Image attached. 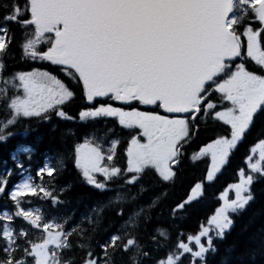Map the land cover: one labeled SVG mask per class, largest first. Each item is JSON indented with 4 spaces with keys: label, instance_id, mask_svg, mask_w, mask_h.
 Masks as SVG:
<instances>
[{
    "label": "snow or ice",
    "instance_id": "obj_1",
    "mask_svg": "<svg viewBox=\"0 0 264 264\" xmlns=\"http://www.w3.org/2000/svg\"><path fill=\"white\" fill-rule=\"evenodd\" d=\"M12 25L21 33L17 44L21 59L55 66L67 83L39 67L5 75L4 58L16 40ZM73 83L81 87L87 102L78 113L80 122L114 118L122 128L136 132L127 141L123 167L116 163L120 141L109 140L113 129L100 137L96 130L86 133L83 143L69 145L66 154L87 185L101 192L116 191L107 206L119 208L116 215L123 223L93 246L92 237L80 225L67 230L66 218L58 223L39 208L26 209L27 196L60 203L51 180L64 168L65 156L55 163L45 158L36 172L40 184L17 161L23 175L20 183L9 191L7 177H0V194H7L16 208L14 213L0 211V264H117V255L126 257L122 264H182L185 255L190 256L189 264H207V254L217 251L214 239H223L233 225L232 214L255 198L252 185L257 175L264 177V138L250 149L247 170H238V181L221 194L222 203L207 225L201 224L186 241L180 233L161 258L152 255L149 245L167 247L169 233L156 229V235L142 243L144 208L124 219L127 196L109 184L122 180L123 187L135 185L149 169L162 181L173 180L185 145L199 132L198 121L224 126L223 134H216L192 155L193 161L208 159L205 179L212 181L227 164L256 116L264 112V0H6L0 4V141L17 135L10 129L25 120L75 123L65 110L76 97ZM97 98L111 102L97 103ZM139 106L153 110L142 111ZM28 131L25 125L20 134ZM74 136L68 128L61 138L67 143ZM11 174L9 170L7 175ZM140 191H145L142 185ZM229 191L235 198H228ZM201 193L202 184L197 183L173 213ZM102 212L103 207L94 209L87 223H99ZM14 217H22L30 228H13ZM77 250L82 255H75Z\"/></svg>",
    "mask_w": 264,
    "mask_h": 264
},
{
    "label": "trees",
    "instance_id": "obj_2",
    "mask_svg": "<svg viewBox=\"0 0 264 264\" xmlns=\"http://www.w3.org/2000/svg\"><path fill=\"white\" fill-rule=\"evenodd\" d=\"M5 2L6 0H0V4ZM10 27L16 33V40L4 58L7 65L5 75L15 71H30L32 68L39 67L53 71L59 78L65 79L66 83L68 82L64 74L59 72L55 66L46 62H31L21 59V50L17 46L21 33L15 25ZM72 88L76 92V97L65 106V110L69 115L76 118V122L60 121L55 118L51 123L25 120L11 128V131L18 134L9 137L6 141H0V177H7V187L10 191L22 175L20 169L17 168V161H21L25 168L30 169V174L35 183L40 184L41 181L36 176V172L43 165L45 158L49 157L52 163H55L60 155L65 156L64 168L51 180L60 203L53 205L51 200L41 199L39 196H27L23 201V206L26 209L29 206L39 208L47 219L55 217L58 223H63L66 218L68 220L67 230L80 225L87 230L88 235L92 237L90 242L95 246L97 241H102L107 234L114 233L123 223V219L116 215L119 208L107 206L109 198L114 197L116 191L101 192L87 185L75 168L72 159L67 158L69 145L80 143L85 134L93 130L104 135L108 129H113L114 131L109 135V140L118 139L120 141L116 163L123 167L126 165L124 151L127 147V141L129 136L136 134V132L122 128L114 118H100L95 123L80 122L78 113L87 102L82 99L80 86L73 83ZM100 102L111 101L107 98H97V103ZM112 103L118 105L115 102ZM133 106L138 105L133 104ZM139 108L143 111L153 110L152 106H139ZM198 124V134L194 135L189 144L185 145L179 164L174 166L176 175L173 180L162 181L153 170L149 169L135 185L123 187L122 180L109 184V188L118 190L127 196L126 203L123 205L124 219L129 213L138 211L141 207L144 208L145 215L141 223V231L144 236L142 243L156 235V229H164L169 233L171 242L167 247L157 248L155 244L149 245L152 249V255L156 258H161L167 254L180 233L184 234L186 241L188 234L195 235L199 232L200 225L206 224L208 218L220 206L221 194L230 184L238 181V170L242 167L246 169L245 157L250 154V149L258 143L259 139L264 138L260 135L261 131L264 130V112H262L256 116L251 131L233 150L227 164L212 181H207L205 177L208 159L202 158L193 161L192 155L198 151L199 147L210 142L211 138H215L216 134H223L224 126L212 120H209L207 124L198 121ZM25 125L29 126L27 135L20 134L23 133ZM54 125L56 127L53 131ZM195 127L194 125V131ZM68 128H72L76 136L65 143L61 137ZM23 148H29L31 152H25L22 150ZM29 155L31 156L30 160ZM9 170L12 173L11 176L7 175ZM44 183L45 185L49 184V178L46 175L44 176ZM197 183L202 184V193L174 214L173 209L187 200L192 188ZM141 185L145 189L143 192L140 191ZM61 189L65 190L61 192ZM252 192L254 193V200L238 214H232L234 223L229 230H226L224 238L214 239V246L217 251L207 254V264H264V177L257 175L256 182L252 185ZM132 196H135L136 199L132 200ZM28 201H31V205ZM154 201L155 203H153ZM100 207H103V212L100 214L99 223L89 225L86 217L92 214L94 209ZM5 208L12 213L16 211L7 194H0V211ZM10 223L17 230L22 226L30 228L22 217H14ZM97 251L100 250L97 248ZM66 255H71V253ZM75 255L80 256L82 254L77 250ZM116 259L117 264H122V260L126 257L122 258L117 255ZM189 262L190 256L185 255L182 264H189Z\"/></svg>",
    "mask_w": 264,
    "mask_h": 264
},
{
    "label": "rangeland",
    "instance_id": "obj_3",
    "mask_svg": "<svg viewBox=\"0 0 264 264\" xmlns=\"http://www.w3.org/2000/svg\"><path fill=\"white\" fill-rule=\"evenodd\" d=\"M95 134H96L97 137L102 136V134H100V133H96V132H95ZM133 135H135V134H133ZM130 137H131V135L129 136V139H130ZM85 138H86V137L84 136V137L82 138V140L80 141V143H83V141H84ZM129 139H128V140H129ZM108 146H109L108 143H105V147H108ZM20 172H21V171H20ZM22 179H23V175H21V177H20L18 183H20V182L22 181ZM18 183H17V184H18ZM224 192H225V191H224ZM224 192H223V193H224ZM228 198H229V199H233V198H235V194H234V192L229 191V192H228ZM221 203H222V201H221ZM205 225H207V222H206Z\"/></svg>",
    "mask_w": 264,
    "mask_h": 264
}]
</instances>
